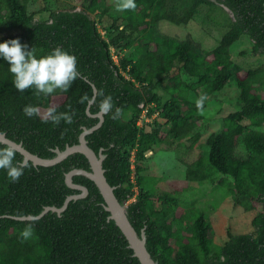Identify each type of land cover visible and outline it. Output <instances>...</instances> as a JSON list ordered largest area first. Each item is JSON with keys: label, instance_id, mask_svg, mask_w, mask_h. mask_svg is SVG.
<instances>
[{"label": "trees", "instance_id": "trees-1", "mask_svg": "<svg viewBox=\"0 0 264 264\" xmlns=\"http://www.w3.org/2000/svg\"><path fill=\"white\" fill-rule=\"evenodd\" d=\"M32 1L0 0V43L18 39L29 50L35 48L37 58L60 47L77 58L79 77L66 93H20L10 65L0 57V132L40 157L53 158L56 149L78 144L84 128L100 121L96 104L78 101L103 91L123 109L122 117L113 121L111 114H103L101 126L86 140L97 154H105L106 178L138 234L145 228L153 259L159 264H264V68L248 69L240 77L242 67L230 52L247 36L253 54L264 56V0H135L136 9L111 19L106 34L97 15L106 16L114 0H76L80 8L65 9H35ZM219 5L233 16H227L228 30L213 48H203L190 34L180 39L161 30L163 21L187 25L204 7ZM234 78L240 89L236 110L223 115L222 128L208 135V154L185 164L187 180L216 182L235 206L257 209L252 230H229L218 242L210 217L194 201L179 214L174 193H156L147 162L166 138L182 146L188 140L187 148H194L201 137L199 122L205 119L197 99L222 91ZM25 105L39 107L41 117L49 106L64 112L70 105L73 123L57 127L41 117L28 118ZM16 160L24 161L18 150ZM27 163L17 183L0 170V264H141L110 218L99 188L83 174H75L73 182L86 186L87 196L71 200L60 215L49 211L37 217L46 206L61 207L69 195L80 193L65 178L75 168L90 170L83 153L50 166ZM22 216L37 218L26 241L20 231L31 221Z\"/></svg>", "mask_w": 264, "mask_h": 264}, {"label": "rangeland", "instance_id": "rangeland-1", "mask_svg": "<svg viewBox=\"0 0 264 264\" xmlns=\"http://www.w3.org/2000/svg\"><path fill=\"white\" fill-rule=\"evenodd\" d=\"M31 5L35 9L43 6L51 9H65L75 5L80 8L76 0H33ZM208 12H210L209 17ZM121 13L122 11L118 12L112 8L106 16L97 15V19L103 20L99 24L102 34H106L105 27H109L111 19L119 18ZM227 16L232 17L233 15L231 11L221 5L212 10L204 7L201 13L197 14L194 20L187 25H176L163 21L160 27L163 32L176 35L180 39L190 34L195 40L202 43L203 48L210 49L216 46L218 40L228 30ZM2 35L3 33H0V38ZM252 47L253 42L247 36H242L230 48L232 58L242 67V71L238 74L240 77H244L248 69L264 68V56L253 54ZM112 51L114 59L118 61L117 51L115 49ZM242 51H247L248 54H242ZM239 92L237 80L234 78L222 91L207 94L201 110L198 111L199 115L205 119L203 123L199 122L201 137L196 141L195 147L187 148L190 144L188 140H183L185 146H182L178 145L179 142L176 140L166 138L165 142L156 147L155 154L147 162L149 173L153 178L150 185L156 189V193H174L180 201L179 214L191 201H194L195 205L210 217L213 236L218 242H223L227 238L229 230L231 233L252 230V218L257 209L245 211L242 206H235L228 190L216 182L187 180L185 164L193 162L201 154L205 156L208 154L206 139L211 132L222 128L223 115L236 110ZM163 95L164 99L168 97L167 93H163ZM160 120L162 121V119ZM260 129L264 131V126ZM165 133L166 130L162 131V135L166 137ZM239 153L241 155L246 153L242 145L239 148ZM133 200L132 198L128 202Z\"/></svg>", "mask_w": 264, "mask_h": 264}, {"label": "clouds", "instance_id": "clouds-1", "mask_svg": "<svg viewBox=\"0 0 264 264\" xmlns=\"http://www.w3.org/2000/svg\"><path fill=\"white\" fill-rule=\"evenodd\" d=\"M116 11H134L137 7L135 0H114ZM0 57L8 62L9 73L12 75L14 88L24 93L29 89H34L37 97L51 96L59 91L66 93L72 84L79 77L77 69V58L68 51L56 47L46 56L37 58L35 48L28 49L27 45H22L18 39L0 43ZM206 96L197 99V108H201ZM78 103L96 104L98 111L102 114H111L113 121L120 120L123 114L121 107H115L113 97L105 95L103 91L97 92L91 99L85 95ZM23 114L28 117H41V109L33 105H25ZM74 113L71 106L64 112H58L55 107H47L41 117L43 123H51L59 126L61 122L66 124L73 123ZM2 135V133H0ZM0 170H4L7 178L12 183L19 182L24 174V169L28 167L26 161L16 160V150L10 142H0ZM36 217H31L27 226L20 231L22 241L30 239L34 234V223Z\"/></svg>", "mask_w": 264, "mask_h": 264}, {"label": "water", "instance_id": "water-1", "mask_svg": "<svg viewBox=\"0 0 264 264\" xmlns=\"http://www.w3.org/2000/svg\"><path fill=\"white\" fill-rule=\"evenodd\" d=\"M224 7L230 11L228 7ZM94 91L96 92L95 86ZM98 116L100 117V121L97 123V125L91 128H84V131L80 135L78 144L68 145L64 150L56 149V156L53 158H43L28 151L22 145V143H18L14 140L9 139L5 135V133L2 132H0L2 133V135H0V142H10L11 146L14 149L20 151L24 155V161L27 162L28 160H31L35 165L50 166L61 162L63 159L73 153H83L90 163V170H86L83 168H75L66 173L65 178L67 185L71 188L79 189L80 193L69 195L65 199L61 207L46 206L37 217L40 218L49 211L56 212L60 215L67 208L71 200L87 196L89 192L88 188L84 185L76 184L73 182V176L75 174H83L89 177L99 188L106 203L105 208L110 212V218L113 219L116 224L120 227L129 242V246L134 250V255L139 258L141 264H159L158 261L153 259L147 249V235L145 228H142L141 233L138 234L126 214V205L120 203L114 192L115 186H112L106 178L105 169L103 167V161L106 157L105 154L102 152H99L97 154L87 143L86 134L91 133L96 128L101 126L104 120L102 113H99ZM31 217L32 216H22L21 219H30Z\"/></svg>", "mask_w": 264, "mask_h": 264}]
</instances>
